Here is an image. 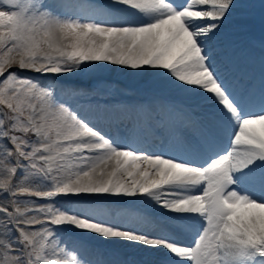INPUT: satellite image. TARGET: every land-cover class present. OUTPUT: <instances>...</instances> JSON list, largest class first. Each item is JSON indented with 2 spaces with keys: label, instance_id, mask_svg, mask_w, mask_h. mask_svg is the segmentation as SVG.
<instances>
[{
  "label": "snow or ice",
  "instance_id": "6c2138e0",
  "mask_svg": "<svg viewBox=\"0 0 264 264\" xmlns=\"http://www.w3.org/2000/svg\"><path fill=\"white\" fill-rule=\"evenodd\" d=\"M240 6L0 0V264H110L70 248L65 232L137 247L144 258L134 264H264V72L257 98L252 82L226 78L212 44ZM97 64L152 74L210 102L208 125L185 114L196 146L150 151L136 125L117 140L41 79ZM153 119L150 127L163 126L159 112ZM105 197H143L177 233L125 226L100 206Z\"/></svg>",
  "mask_w": 264,
  "mask_h": 264
},
{
  "label": "rangeland",
  "instance_id": "374dc122",
  "mask_svg": "<svg viewBox=\"0 0 264 264\" xmlns=\"http://www.w3.org/2000/svg\"><path fill=\"white\" fill-rule=\"evenodd\" d=\"M102 1L103 0H61L62 3L70 6L100 5L104 3H102ZM238 3L241 6L233 11V14L230 16V18H233V20L236 22L241 21L242 25L240 29L231 26L229 27V25H224L217 33H230L231 37L233 36L231 41L228 42L229 46L227 45L225 48H223V44H221L220 52H218L220 56L226 58L225 62H229V64L222 63V66L221 64L219 65L222 70L224 68L223 66L225 65L227 69L229 66H234L235 64L237 67L234 68L236 72H238V70L240 71L241 69H244L245 74H248V70L256 71L260 69L256 66L257 64L255 63V55L248 57L246 56V52L242 53V55L238 53L242 49L243 51L250 50L251 54H256L258 51H260L264 57V12H262L261 8L259 7L260 0H238ZM68 11L69 14H71L73 9L69 8ZM238 18L240 20H238ZM238 23L237 25H234L238 27ZM235 30H237V34L231 33ZM247 42L248 44L244 47L245 43ZM231 49H236L237 53L230 54L229 50ZM259 62L261 64V61ZM23 74L30 75L29 73ZM225 76L227 79L232 81L237 79V75L235 73L230 75L227 74ZM137 77L138 74L136 72H132L127 69H122L107 64H97L91 66L83 72H77L71 75L61 76L59 78L41 77V79L45 80L46 83L53 84L56 95L75 107L81 113V115L85 117H93V115L94 117L98 116L99 118L106 117L105 119L103 118L102 121H100V119H98L99 121H95L98 126L94 125L95 122H93L91 119L93 125L95 127L97 126V128L99 127L98 129H101L100 131H103V133L106 135H109L112 130H119V128L116 127L120 126V123L123 125V127H127L134 126L137 122H139V124L136 128V134L138 132L141 133L145 127L148 128L150 124H154L155 121L153 118L155 113L159 112L164 122L163 126L159 128L152 127L150 130L157 131V134L160 133L159 135L161 138H168L169 145H165L166 149H174V145H176L177 141L180 140V137H178L179 132L178 130H175L177 125L180 123L185 125L184 129L188 131L187 136H190L191 140H196V137L191 134V130L186 127L185 114H191V110H186L183 107L185 104H182L180 100H176V102L174 101L177 103V105L175 108H171L175 103L171 102L170 104V102H164V99L162 98L164 95L161 94L164 91L161 87H159V89L149 80L138 81ZM244 82L248 83V81ZM68 84L73 85L80 91L67 93L64 89H62L61 86ZM132 89L141 90L138 94H133ZM164 90L165 94H167L166 92H168V90ZM152 94H154L156 98H153L151 96ZM159 94H161L160 96L162 97H159ZM136 100L138 103L137 105L141 106V108L144 110L141 113L135 112V107L133 105H135L134 102ZM146 102L147 104H145ZM117 120L120 121L118 122ZM132 131L133 130L130 129L128 132L132 133ZM144 131L147 132V129ZM145 132L142 135L145 141V147L150 151L156 150L157 144L155 142L153 143L154 140H150L148 142V137L145 136ZM162 132L164 133L163 135L161 134ZM160 141L162 142V139H160ZM173 152L177 153L176 151ZM22 199L28 198L22 197ZM30 199L35 200L36 198L31 197ZM38 202L43 203L44 201ZM99 204L103 209H105L106 214L109 217L118 220L122 224H125V226L131 227L139 225V223L136 224L135 222H132V220L129 219V215H126L125 217V214L122 213L120 209L121 207H129L127 210L131 211L133 214L136 212L140 213L141 204L129 206L128 202L119 203L116 201V199H113L111 202L101 200L99 201ZM156 227L157 225L155 224L152 226V229L155 230ZM64 239L68 242V246L70 248H79L80 252H82L88 259L93 261L104 260L110 262V264H134L135 261L140 260L137 259V256L135 258V254L126 253L127 251L124 249L120 253L115 251L113 248L110 249L109 246L113 244L112 242H105L97 238H87L83 235L74 234L72 232H65ZM100 241L103 242L101 243ZM128 254L132 255L133 257L127 259Z\"/></svg>",
  "mask_w": 264,
  "mask_h": 264
},
{
  "label": "bare ground",
  "instance_id": "6f19581e",
  "mask_svg": "<svg viewBox=\"0 0 264 264\" xmlns=\"http://www.w3.org/2000/svg\"><path fill=\"white\" fill-rule=\"evenodd\" d=\"M103 2L106 3V0H103L102 3ZM237 11H240V10H237ZM238 20H240V19L238 18ZM238 22L233 20V18L229 17L227 20L224 21L223 26L224 25H229V27L231 26V27L240 29L242 24H241V21H238ZM237 23H238V27L236 26ZM234 24H236V25H234ZM231 33H236L237 34V30L232 31ZM232 37H231L230 33L226 34V33L222 32V33L217 34L215 36V38L213 39L212 44L216 45L218 42H220V43L223 44V46H227L229 44L228 42L231 41ZM215 40H217V41L215 42ZM218 40H220V41H218ZM247 44H248V42L245 43L244 47ZM218 49H219V47L217 46L216 47V51L217 52H218ZM235 51H236V49H231V50H229V53L233 54ZM240 52H241V50H240ZM225 60H226V58H223L222 56L218 57V64H221V66H222V63H226ZM226 64H229V62H227ZM225 66H223L224 68L222 69L224 74L226 72L228 74H232V73L236 74L237 73L235 71V69H234V68H237L235 66V64H234V66L233 65L229 66L230 68H227V69H226ZM136 73L138 74V77H137L138 81H145V80L147 81V80H149L152 84H154L158 88L161 87L163 89L164 92L162 91L163 93H161V92L160 93L162 95H164V97L160 96L161 94H159V97H162L164 99V102H170V104H171V102L175 103L176 100H180L182 102V104H185L186 107L185 106H183V107L186 110H188V109L191 110V112H192L191 115L193 116V118L200 125L204 126V125H208L210 123V114L215 111L214 107L211 105L210 102H204L203 100H198L196 98L185 96L182 93H180L179 91L165 86L164 82L159 77L153 76L152 74H145V73H140V72H136ZM254 82L257 83V85L254 86V90H255V94H256V96L258 98V96H259V84H258L259 83V78L255 79ZM164 89L168 90V92H166L167 94H165V90ZM140 90H135V89L133 90L132 89V92H133V94H138L140 92ZM154 94H156V93H154ZM154 94H152L151 96L153 98H156ZM125 96H127V95H125ZM134 104L136 105V106L133 105L135 107V112L141 113V112L144 111L141 108V106L137 105L138 104L137 100L134 102ZM182 104H181V106H182ZM176 105H177V103L172 105L171 108H175ZM167 110H168V107H167ZM93 117H94V115H93ZM93 117L86 116V118L90 122H91V119L93 120V122H95L98 119H100V121H102L103 118L104 119L106 118V117H102V118L100 117L99 118L98 116H96L94 118ZM182 118H184V117H182ZM117 121L119 122L120 120H117ZM93 122H91V123L93 124ZM138 124H139V122H137L135 125L138 126ZM94 125H97L96 122L94 123ZM119 125L120 126L116 127V128H119V130L118 129L112 130V132L108 136H111V137H113V138H115L117 140H119V139L123 140L124 138L130 137L131 132H128V131L130 129L133 130L134 126L123 127V125L121 123ZM184 126L185 125L182 124V123L177 125L175 130H178V132H179L178 133V137H180V140L177 141V144L174 145V149H172V150L165 148V145H169L168 138L167 137H162L161 138L160 135H159L160 133L157 134V131L150 130L152 128L150 126H148V128H146V127L144 128V130L147 129V132H145L144 130L141 133L138 132L135 135L134 138L136 139V141L141 146L145 147V145H144L145 141L143 142L144 139L142 138L143 137L142 135L145 132L146 136H148V139L154 140L153 143L155 142L157 144L156 150H153V151L159 152L161 150H164V151H170L172 153H174L173 151H176L177 153H175V154H180V153H183L184 151L192 149V148H194L196 146V140H191L190 136H187L188 135V131H186L184 129ZM150 131H152V132H150ZM101 132L103 133V131H101ZM190 132H191V134H193L192 131H190ZM161 134L163 135L164 133L162 132ZM160 139H162V142L160 141ZM113 199H116V201H118L119 203L128 202L129 206H133L135 204H141V208H140L141 212L140 213L136 212L135 214H133L131 211L127 210V208H129V207H125V208L121 207V209L119 208L122 211V213L125 214V217H126V215H129V219L132 220V222H135L136 224L139 223V225H138L139 227L147 228L148 230L156 232V233H158L161 229H163L164 231H167L169 233H172L174 235L177 233V228L175 227L174 224L172 226V223H168V224H164L163 223L164 218L160 215V211L161 210L158 207H156L153 203L146 202L143 197H105L102 200L111 202ZM119 200H122V201H119ZM155 219H157V220H155ZM155 224L157 225V227H156L155 230H153L152 226L155 225ZM192 230H193L192 228H186V229L182 230L181 233H180V238L184 242H188V240L191 239V231ZM100 242L102 243L103 241H100ZM109 247H110V249L113 248L115 251H117L119 253L122 252L123 249H124V250L127 251L126 253L135 254V258L137 256V259L144 258L143 253L141 252V250L139 248H137V247H134V246L126 245V244H123V243H113ZM128 255L132 256L130 254H128ZM122 262H125V261H122Z\"/></svg>",
  "mask_w": 264,
  "mask_h": 264
}]
</instances>
